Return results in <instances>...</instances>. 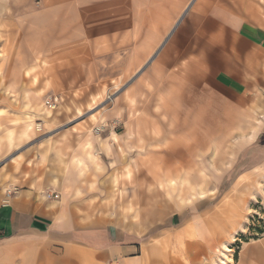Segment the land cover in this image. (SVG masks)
<instances>
[{
    "label": "crops",
    "instance_id": "crops-1",
    "mask_svg": "<svg viewBox=\"0 0 264 264\" xmlns=\"http://www.w3.org/2000/svg\"><path fill=\"white\" fill-rule=\"evenodd\" d=\"M111 11L116 55L130 36V60L116 76V108L92 114L106 129L38 140L55 117L25 105L23 76L40 57L87 54ZM0 88V264H155L168 248L184 262L192 245L212 247L209 225L198 216L155 235L123 169L138 171L146 115H206L219 103L229 115L253 106L264 115V0H0ZM232 264H264V253L242 251Z\"/></svg>",
    "mask_w": 264,
    "mask_h": 264
},
{
    "label": "rangeland",
    "instance_id": "rangeland-1",
    "mask_svg": "<svg viewBox=\"0 0 264 264\" xmlns=\"http://www.w3.org/2000/svg\"><path fill=\"white\" fill-rule=\"evenodd\" d=\"M168 10L174 19L178 6L170 5ZM108 13L114 11L107 12L106 37L86 40L87 54L62 55L56 61L40 57L38 67L23 76L21 88L30 89L24 91L25 105L35 112L46 115L51 108L44 101L52 95L60 97L58 107L51 110L55 115H46L55 120L39 128L38 140L54 130L76 127L95 132L102 124L107 127L106 121L98 123L92 114L106 115L116 108V104L106 105L105 99L120 86L116 76L130 60V36L123 38L122 55H116L113 14ZM34 92H40L43 99ZM253 107L229 115L219 103L218 111H204L206 115H146L148 120L142 121L140 166L137 172L124 168L122 175L144 192L142 208L158 230L155 235L166 227L179 229L200 216L214 240L207 250L189 247L194 254L184 262L168 248L155 264H214L224 244L231 248L228 253L235 262L242 251L254 256L264 253V115ZM109 125L117 129L122 122L112 119ZM255 130L261 133L251 140ZM8 138L13 141V132Z\"/></svg>",
    "mask_w": 264,
    "mask_h": 264
},
{
    "label": "built area",
    "instance_id": "built-area-1",
    "mask_svg": "<svg viewBox=\"0 0 264 264\" xmlns=\"http://www.w3.org/2000/svg\"><path fill=\"white\" fill-rule=\"evenodd\" d=\"M122 87L121 85L116 88V90L113 93H110L109 95H107L105 102L106 105L108 104H115L117 96L121 93ZM60 104V97L59 96H55L52 95L50 97H48L46 99L45 105L48 106L51 109H55L58 107V105ZM105 125L102 124L98 127H96L95 132L96 133H101L104 129H105ZM51 195V194H49ZM60 194L58 192H54V198H59Z\"/></svg>",
    "mask_w": 264,
    "mask_h": 264
},
{
    "label": "bare ground",
    "instance_id": "bare-ground-1",
    "mask_svg": "<svg viewBox=\"0 0 264 264\" xmlns=\"http://www.w3.org/2000/svg\"><path fill=\"white\" fill-rule=\"evenodd\" d=\"M180 20V19H179ZM178 24V22H177ZM175 26V25H174ZM174 28V27H173ZM173 31V30H172ZM171 31V32H172ZM156 54V53H155ZM153 57V56H152ZM46 102V101H44ZM52 110V109H51ZM50 109L46 111V115H54V112H52ZM258 131L255 130L253 133L250 135L251 140H254L257 137ZM199 226V225H198ZM203 228V227H202ZM189 234L193 235L195 234V231H197V228L192 225L189 229ZM197 233V232H196ZM223 248L220 249V255L219 259L214 261V264H228V263H233L234 259L233 257L228 253L231 251V248L227 244H224L222 246Z\"/></svg>",
    "mask_w": 264,
    "mask_h": 264
}]
</instances>
